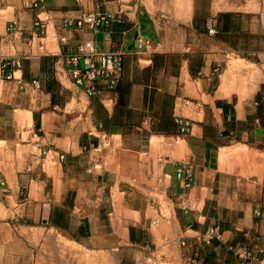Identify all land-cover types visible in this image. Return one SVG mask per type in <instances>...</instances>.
<instances>
[{
    "label": "crops",
    "instance_id": "0c3cea01",
    "mask_svg": "<svg viewBox=\"0 0 264 264\" xmlns=\"http://www.w3.org/2000/svg\"><path fill=\"white\" fill-rule=\"evenodd\" d=\"M6 1L16 5L7 21L0 18V84L8 88L0 99V148L28 125L32 133L24 169L9 181L0 166L5 220L10 215L21 228L116 252L119 264H140L158 254L165 264H264V81L241 98L221 89L220 74L231 56L253 55L251 61L264 66V0H192L184 19L165 11L172 0H31L30 8L23 0H0V5ZM92 12L112 20L94 30L64 26ZM37 18L44 29L35 27ZM49 30L69 41L57 38L53 51L47 50ZM83 40L124 53L115 90L99 80L89 96L72 81L66 55ZM179 119L190 122L189 133H180ZM151 140L170 152L186 144L184 157L162 164L160 188L175 228L164 232L161 243L154 231L153 213H162L154 175L142 172L139 156L145 147L153 150ZM106 141L119 146L112 164L102 152ZM188 163L193 183L186 186L178 169ZM211 227H219L221 238L207 243L202 234ZM242 248L251 254L244 261L238 257ZM33 256L27 251L20 263L36 264Z\"/></svg>",
    "mask_w": 264,
    "mask_h": 264
},
{
    "label": "rangeland",
    "instance_id": "374dc122",
    "mask_svg": "<svg viewBox=\"0 0 264 264\" xmlns=\"http://www.w3.org/2000/svg\"><path fill=\"white\" fill-rule=\"evenodd\" d=\"M23 1L28 2V7H31V0ZM183 2L184 0L167 1L165 2L167 3L165 11L178 18L184 19L187 13L183 7ZM15 5L16 2L10 1H6L5 4L0 5V18L4 17L7 21L11 17L10 12H12L13 6ZM101 7L100 5V8ZM252 9L260 12L258 5H254ZM12 23L14 24V22ZM0 32H2L1 28ZM51 38L52 39L48 40V42H51V45L46 47L49 51H53V47L57 45L56 35L52 34ZM44 45V40L40 39L39 46ZM42 51H44V48H42ZM253 59H256L253 55H247L246 60H243L242 57L231 56L220 71L221 78L227 75L229 88L232 91L234 90V94L241 98L251 96L262 81H264V66L259 65V63L255 61H251ZM230 65L233 66L232 69H230ZM227 69L228 71L224 73ZM261 89L264 91V85L261 86ZM7 91L8 88L0 84V99ZM21 132L18 139L11 138L12 140L7 143L2 142L0 148V166L9 181L17 170H22L25 167L24 164L27 159V151L25 148L29 141V135L32 133V126L25 127ZM177 142H181V139H177ZM147 144L148 143H146V145ZM104 145L102 152L106 151V155L108 153L111 156L110 158L107 156V158L109 163L112 164L114 160L111 153L113 150H117L119 146L116 148L110 141H106ZM10 146L13 148L12 151L8 149ZM6 148L8 152L5 151ZM139 156L142 172L146 175H154L153 186L157 187L155 196L157 198V204L162 208V213H153L154 222L156 220L159 221V224H154V231L159 236L161 243L164 232L166 233V231L171 230V227L175 228L173 223L170 222L172 218L174 219L171 213L172 209L169 206L165 191L160 188V178L163 174L162 164L168 160L173 161L176 159L172 157V152H170V150L164 148V143H160L158 148L153 150H151L150 147H145ZM226 157L228 158V155H226L225 158ZM10 161L11 165L9 166L8 162ZM12 200H15V197L12 198ZM118 213L121 215L120 209H118ZM6 217L7 216L4 214H0V239H8L10 244L5 246L0 243V262L7 260L6 264H21V258L29 251L33 253L36 264H119L116 252L93 250L68 240L53 231L24 229V227H20L21 224L12 218V216L9 215L12 221L11 219L10 221H6ZM49 239L53 241L51 245L47 244V240ZM19 243H21V245ZM37 252L39 255L36 258ZM44 254L47 257L44 256ZM173 254L178 255V252L175 250ZM161 255L162 254H158V258L156 257L160 262H162L160 259ZM38 259L39 262H37ZM9 260L11 261L9 262ZM162 263L165 264L164 262Z\"/></svg>",
    "mask_w": 264,
    "mask_h": 264
},
{
    "label": "built area",
    "instance_id": "2783aa9c",
    "mask_svg": "<svg viewBox=\"0 0 264 264\" xmlns=\"http://www.w3.org/2000/svg\"><path fill=\"white\" fill-rule=\"evenodd\" d=\"M35 5V3H33ZM33 5V6H34ZM264 17V16H263ZM112 20V16L102 12L85 13L77 19H67L64 26L70 30L84 29L85 26L94 30L98 27L109 25ZM35 27L37 29H44V21L40 18L35 20ZM214 33V29L210 30ZM60 42L66 44L69 41L68 37L58 36ZM262 45L264 48V22L262 25ZM123 52H107L100 49L94 40L81 41L75 51L66 55V66L72 81L81 89L86 91L89 96L95 95V88L92 84L96 81H103L108 90H115L118 86L120 75L123 69ZM17 66H20V62H15ZM8 66L7 63L2 65V70ZM8 79L12 75H6ZM36 88H40V84L34 81ZM180 133L187 134L190 132V122L187 120H180ZM47 152L43 151L42 155L46 156ZM179 178L185 181V185L189 186L193 183V167L190 163L183 164L178 169ZM161 184V180H160ZM21 195H24V189L21 190ZM159 222L156 220L154 223ZM221 238V231L219 227H211L202 234V240L209 243L214 239ZM238 257L246 260L251 257L250 252L246 248H242L238 251ZM140 264H163L157 259L150 258ZM195 264V263H193ZM244 264V262L242 263Z\"/></svg>",
    "mask_w": 264,
    "mask_h": 264
},
{
    "label": "bare ground",
    "instance_id": "6f19581e",
    "mask_svg": "<svg viewBox=\"0 0 264 264\" xmlns=\"http://www.w3.org/2000/svg\"><path fill=\"white\" fill-rule=\"evenodd\" d=\"M250 3H251V1H250ZM192 5V0H184V2H183V7H184V9H185V11H187V12H189L190 11V9H191V6ZM252 7V6H251ZM11 11V10H10ZM7 16V15H6ZM8 17V16H7ZM5 19V18H4ZM1 20V19H0ZM2 22V21H1ZM1 27V26H0ZM49 33H51L50 32V30H49ZM52 34V33H51ZM50 38L48 39V40H50L51 39V35L49 36ZM48 40L46 41L47 43H49L48 42ZM51 43V42H50ZM49 45H51V44H49ZM54 45V44H53ZM45 46V45H44ZM57 49V48H56ZM235 66V65H234ZM233 67V66H232ZM226 72V71H225ZM228 74V73H227ZM227 76V75H226ZM226 76H223V78H222V85H221V89L224 91V92H227L228 90L227 89H229V86H228V80H227V77ZM232 86V85H231ZM234 86V85H233ZM235 88V87H234ZM233 88V89H234ZM234 91V90H233ZM235 92V91H234ZM233 93V92H232ZM18 114V113H17ZM21 114V113H20ZM19 115V114H18ZM26 115H28V114H26ZM25 115V116H26ZM21 117V116H20ZM23 117V116H22ZM21 117V118H22ZM26 117H29V116H26ZM26 117H23L24 118V120H25V118ZM17 118V117H16ZM30 118V117H29ZM19 120V119H18ZM22 122V121H21ZM18 123V122H17ZM20 123V122H19ZM24 124H25V121H24ZM26 125H28V122L26 123ZM32 125V124H31ZM25 126V125H24ZM29 126V125H28ZM22 127V126H21ZM153 140V139H152ZM151 140V141H152ZM153 142V143H152ZM151 143H152V149H156V148H158V145L156 144V142H154V141H152ZM185 145L186 144H184L183 142L182 143H177V145L174 147V152H172V157L173 158H176V159H178V158H181V157H183L184 156V154H185V152H186V148H185ZM171 149V148H170ZM171 151V150H170ZM221 158H223V157H221ZM11 182H12V180H11ZM118 198H119V196H118ZM117 212V211H116ZM115 212V213H116ZM155 225L156 224H159V222H157V223H154Z\"/></svg>",
    "mask_w": 264,
    "mask_h": 264
},
{
    "label": "water",
    "instance_id": "95a60500",
    "mask_svg": "<svg viewBox=\"0 0 264 264\" xmlns=\"http://www.w3.org/2000/svg\"><path fill=\"white\" fill-rule=\"evenodd\" d=\"M102 37V33H98L97 40L100 41V38Z\"/></svg>",
    "mask_w": 264,
    "mask_h": 264
}]
</instances>
